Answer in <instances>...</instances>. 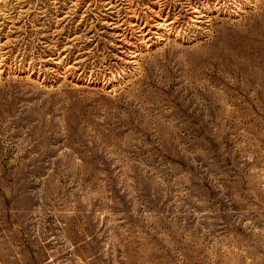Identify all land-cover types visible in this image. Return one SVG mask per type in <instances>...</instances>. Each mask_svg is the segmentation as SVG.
I'll return each mask as SVG.
<instances>
[{
    "label": "rangeland",
    "instance_id": "rangeland-1",
    "mask_svg": "<svg viewBox=\"0 0 264 264\" xmlns=\"http://www.w3.org/2000/svg\"><path fill=\"white\" fill-rule=\"evenodd\" d=\"M0 264H264V0H0Z\"/></svg>",
    "mask_w": 264,
    "mask_h": 264
}]
</instances>
